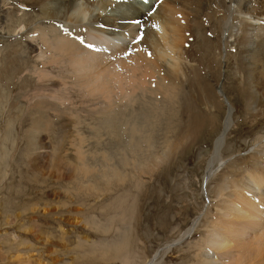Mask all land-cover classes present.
<instances>
[{
  "label": "bare ground",
  "instance_id": "bare-ground-1",
  "mask_svg": "<svg viewBox=\"0 0 264 264\" xmlns=\"http://www.w3.org/2000/svg\"><path fill=\"white\" fill-rule=\"evenodd\" d=\"M15 3L0 0V8H6L12 16L10 6ZM35 4L41 5L36 13L40 20L28 24L30 27L20 22L12 30L31 46L32 68L39 80L31 94V106L42 114L30 128L32 135L36 134L44 145L45 134L52 132L59 119L58 112L67 111L64 100L54 101L41 91L50 87L79 89L85 101L94 102L90 112L99 117V123L89 127L94 130L93 136L85 138L78 137L76 125L71 132L65 128L70 138L63 140H71L78 160L59 156L58 148L50 159L44 146L33 143L35 150L29 163L38 162L36 168H41L42 176L51 171L53 176L67 179L84 169L86 173L75 178L78 186L101 198L107 196V188L126 181L136 185L153 166L162 163L164 156L168 157L166 149L171 148V139L163 153H153V135L162 119L179 128L174 144L180 146L194 140L208 121L214 122L208 118L214 106L229 105L206 172L207 185L211 178L219 179L216 216L202 243L196 245L199 252L195 264H264V129L253 138L249 157L216 169L226 162L223 151L236 126V105L227 99L224 85L231 84L245 94L243 118L264 119V0H164L159 7L153 0L149 5L129 8L114 5L111 0H38ZM23 9L18 11L21 21L27 20ZM150 9L154 13L149 15ZM139 35L142 39L138 45L120 44V37ZM108 46L113 49L108 50ZM128 49L133 53L125 54ZM105 60L115 62L108 74L102 66ZM136 64L150 76L137 79L130 74ZM138 100L144 103L134 109ZM12 125L10 121L9 130ZM259 125L256 122L252 128ZM10 133H4L2 140ZM106 139L115 146L111 152L104 147ZM101 181L106 188L97 190ZM205 217L203 209L185 235L202 225Z\"/></svg>",
  "mask_w": 264,
  "mask_h": 264
},
{
  "label": "rangeland",
  "instance_id": "rangeland-1",
  "mask_svg": "<svg viewBox=\"0 0 264 264\" xmlns=\"http://www.w3.org/2000/svg\"><path fill=\"white\" fill-rule=\"evenodd\" d=\"M36 1L15 0L18 5L10 6L12 16L8 15L6 8H0V264H148L154 259L153 264H195L199 252L196 245L202 243L203 235L216 216L214 200L219 179L214 181L211 178L207 185L206 172L214 140L223 129L229 105L216 109L214 106L208 116L214 122L208 121L199 136L182 143V146L174 144L179 128L162 119L153 135V153H163L167 140L171 139L172 146L166 149L168 157L164 156L162 163L153 166L151 172L149 170V174H144L136 185L126 181L112 189L107 188V196L100 198L97 193L78 186V179L75 178L85 174L84 169L71 179L53 176L51 171L42 176L41 168H36L38 162L29 163L36 143L42 148L44 146L50 159L58 148L59 156L70 161L78 160L71 140H63L64 137L70 138L66 129L71 132L76 125L80 133L78 137H91L94 130L89 127L97 126L99 117L91 114L94 102L85 101L79 89L46 88L41 91L50 94L54 101L64 100L66 103L63 106L67 111L58 112L59 119L53 124L52 132L45 134L44 145L36 134L32 135L30 128L42 114L38 108L31 106V94L39 85V80L32 68L35 62L31 46L12 34V30L20 22L30 27V23L40 20L36 13H39L41 5L35 4ZM19 2L28 6L23 9L26 21H21L18 16L21 13L18 12L21 8ZM102 66L106 69L104 74H108L115 62L105 60ZM133 67L130 74L137 79L150 76L141 64ZM231 86L225 84L223 91L227 99L236 105V126L229 133L223 151L226 162L216 167L218 170L228 162L249 157L253 138L264 129L262 117L243 118L245 94ZM142 93H137L138 97ZM139 103L144 102L138 100L133 108L137 109ZM169 110L167 113H170ZM181 116L187 119L185 114V117ZM10 121L13 124L11 130L8 129ZM256 122L260 124L259 128L253 129ZM166 128L169 132L165 131ZM8 132L11 135L2 140L4 133ZM106 140L104 147L111 152L115 146L113 148ZM89 142L90 146L94 144ZM171 152L174 154L171 155ZM96 162L101 163L100 160ZM61 167L69 172L66 166ZM220 176L218 174L217 177ZM33 177L38 178L31 180ZM102 182L97 190L106 188ZM203 209L206 211L203 224H198L194 232L185 235Z\"/></svg>",
  "mask_w": 264,
  "mask_h": 264
}]
</instances>
